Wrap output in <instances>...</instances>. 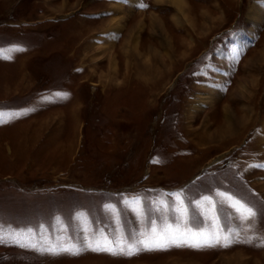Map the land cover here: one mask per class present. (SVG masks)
<instances>
[{"label": "rangeland", "instance_id": "rangeland-1", "mask_svg": "<svg viewBox=\"0 0 264 264\" xmlns=\"http://www.w3.org/2000/svg\"><path fill=\"white\" fill-rule=\"evenodd\" d=\"M137 1L0 0V264H264V0Z\"/></svg>", "mask_w": 264, "mask_h": 264}, {"label": "bare ground", "instance_id": "bare-ground-1", "mask_svg": "<svg viewBox=\"0 0 264 264\" xmlns=\"http://www.w3.org/2000/svg\"><path fill=\"white\" fill-rule=\"evenodd\" d=\"M125 1V0H124ZM132 5H138V1L137 0H128ZM155 3H163L164 1L170 3L171 5H175L178 9V11H180V13L182 15H184L183 11H182V8H181V4L183 3V0H153ZM119 2V1H118ZM117 4V5H116ZM119 3H114L113 5V8H117L115 9L114 11L117 12V11H120L119 8L121 7ZM112 8V9H113ZM188 8V7H187ZM188 11V10H187ZM119 13V12H118ZM188 14V13H187ZM186 14V15H187ZM120 18V17H119ZM117 23V22H115ZM114 23V24H115ZM117 25V24H116ZM114 28V27H113ZM106 29H104L105 31ZM101 38V37H100ZM136 44V43H135ZM138 47V45H137ZM134 48L136 47H133V50L131 51V56H132V61H135V64L137 65V67H141L143 64H142V54H140L139 52L138 53H134ZM137 49V48H136ZM145 50V49H143ZM126 54V53H123V55ZM125 56V55H124ZM261 59L263 58L264 59V48L263 50L261 51L260 53V56ZM134 59V60H133ZM127 64V63H126ZM134 64V62H133ZM140 65V66H138ZM144 66V65H143ZM126 69V68H125ZM140 69V68H139ZM124 70V69H123ZM152 73V72H151ZM154 73V72H153ZM155 74V73H154ZM117 69H116V63L113 61L110 62V67H109V73H108V76L111 78V79H114L117 77ZM125 75V73H124ZM126 76V75H125ZM141 77V74L138 75L137 78ZM142 81V80H141ZM146 81V80H145ZM234 110V109H233ZM232 109H230L229 107H225L223 110H222V113H221V117H222V122L220 123V125H218V127L216 128L215 130V133L217 136L219 135H222V134H226L228 133V131H232L237 128L239 129H243L245 128L246 124L248 123V119H247V112L243 109H240L239 110V113L235 114L233 112ZM248 111V109H247ZM238 112V111H237ZM220 137V136H219ZM204 139H206V137H204Z\"/></svg>", "mask_w": 264, "mask_h": 264}]
</instances>
